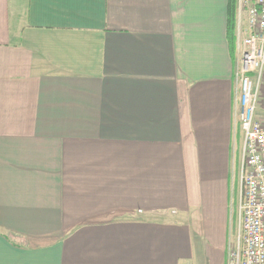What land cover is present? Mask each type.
<instances>
[{"label":"crops","instance_id":"obj_1","mask_svg":"<svg viewBox=\"0 0 264 264\" xmlns=\"http://www.w3.org/2000/svg\"><path fill=\"white\" fill-rule=\"evenodd\" d=\"M228 8L0 0V264H227L244 145Z\"/></svg>","mask_w":264,"mask_h":264},{"label":"built area","instance_id":"obj_2","mask_svg":"<svg viewBox=\"0 0 264 264\" xmlns=\"http://www.w3.org/2000/svg\"><path fill=\"white\" fill-rule=\"evenodd\" d=\"M236 38L243 196L227 264H264V0H239Z\"/></svg>","mask_w":264,"mask_h":264},{"label":"trees","instance_id":"obj_3","mask_svg":"<svg viewBox=\"0 0 264 264\" xmlns=\"http://www.w3.org/2000/svg\"><path fill=\"white\" fill-rule=\"evenodd\" d=\"M238 12H239V0H229L228 35L233 50H236Z\"/></svg>","mask_w":264,"mask_h":264},{"label":"rangeland","instance_id":"obj_4","mask_svg":"<svg viewBox=\"0 0 264 264\" xmlns=\"http://www.w3.org/2000/svg\"><path fill=\"white\" fill-rule=\"evenodd\" d=\"M244 136V135H243ZM242 143V142H241ZM240 143V144H241ZM236 218H238L239 219V209H238V212H237V217ZM237 223H238V221H237Z\"/></svg>","mask_w":264,"mask_h":264}]
</instances>
